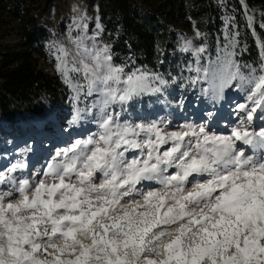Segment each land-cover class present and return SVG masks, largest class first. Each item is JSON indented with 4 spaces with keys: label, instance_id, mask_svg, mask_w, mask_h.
I'll list each match as a JSON object with an SVG mask.
<instances>
[{
    "label": "snow or ice",
    "instance_id": "6c2138e0",
    "mask_svg": "<svg viewBox=\"0 0 264 264\" xmlns=\"http://www.w3.org/2000/svg\"><path fill=\"white\" fill-rule=\"evenodd\" d=\"M74 43L82 59L73 70L83 74L89 94L99 95L102 132L77 141L67 162L51 166V182L33 188L23 181L14 202L5 199L13 193L0 195V264H264V156L246 155L240 146L264 151V127L244 124L257 108L264 112V64L260 75L250 68L245 76L226 46L215 61L197 67V79L208 82L214 98L238 79L237 87L250 86L254 106L238 105L245 115L229 135L204 127L173 133L167 138L173 146L161 155L156 146L167 139L155 125L120 124L106 110L158 92L152 83L166 82L158 74L115 66L109 47H98L95 36L81 35ZM190 47L186 41L182 51ZM203 52L195 49L197 56ZM57 68L67 77L63 60ZM141 132L154 133L156 140H137ZM187 136L195 143L184 145ZM145 145L151 149L145 159L126 162L125 152ZM168 168L176 171L165 175ZM97 172L105 177L99 184L93 182ZM153 180L163 189L136 187ZM134 194L141 200L121 203Z\"/></svg>",
    "mask_w": 264,
    "mask_h": 264
},
{
    "label": "rangeland",
    "instance_id": "374dc122",
    "mask_svg": "<svg viewBox=\"0 0 264 264\" xmlns=\"http://www.w3.org/2000/svg\"><path fill=\"white\" fill-rule=\"evenodd\" d=\"M216 1L227 13L224 41L211 49L200 43V34L197 31L184 30L179 35L178 43L180 52L187 54L185 57L188 63L184 75L179 79L170 80L163 73L149 68H126L115 60L110 50L113 64L124 67L125 72L140 70L158 74L166 83L162 85L158 81L152 83L151 86L159 87L160 91L145 92L123 106L113 104L108 108L107 114L118 118L120 124L143 125L146 128L155 125L166 139L173 133L188 132L192 129L199 131L201 127L206 128L209 134L229 135L233 128L241 125L245 113L238 105L254 106L248 100L250 86L237 87L240 83L237 79L223 89L221 97L214 98L208 82L202 78L197 79L198 76L202 77V74L196 69L206 66L209 60L215 61L218 53L227 46L229 51L234 52L233 59L245 76L249 74L250 68H255L256 74L260 75L261 65L264 64V40L255 26L264 29V8L250 6L246 0H240L243 7L242 22H245L241 28L236 16L238 11L230 0ZM37 13L43 14L44 23L51 25L55 30L54 36L46 43L52 59L49 62L41 61V68L57 76L63 95L57 102L44 99L35 101L33 106L24 104L22 110L25 119L19 120L17 124L19 127L11 128L4 124L0 129V195L13 193L12 197L5 195L6 200L13 199V202L20 199L15 189L23 181L27 180L33 188L42 180L51 182L52 176L46 173L51 166L68 161L73 155L71 149L77 141L97 139L102 132L100 125L105 115L87 116V113L94 109L93 104H98L99 95L89 94L83 74L73 70L79 66L82 59L74 43L77 37L95 36L98 47L108 46L107 41L103 39L104 27L100 21L99 0H53L45 12L40 9ZM81 25L84 27L81 28ZM248 30L252 31L260 48L258 59L255 61L239 59L240 50L246 48L241 42L242 38L246 39ZM20 41V23L16 20L7 23L6 28L0 33V52L5 50L6 46H17ZM186 41L191 42V47L188 51H182ZM86 44L89 48L92 47L90 40L86 41ZM197 48H204L205 52L197 56L195 54ZM250 55L254 56V53ZM62 60L66 63L67 77L57 68ZM261 116H264V112L257 108L252 121H245V126L249 130L259 131L264 127ZM48 123L51 124L50 127L47 126ZM149 135L152 140H156L154 133L145 132H141L136 139L143 142ZM190 139L193 144L195 143L194 137L187 136L184 138V145H187ZM173 143L171 139H167L166 143L156 146V151L162 155L173 146ZM237 143L240 145L239 141ZM59 144L65 149L58 152L56 147ZM240 146L244 148L246 155L264 156V151L253 152L250 146ZM150 150L146 145L142 149H130L124 153L126 162L135 158L143 160ZM181 150L186 148L182 146ZM33 155L39 156V159H33ZM175 171V168H168L164 174L171 175ZM104 179V175L97 172L93 182L99 184ZM136 187L144 192L163 189V185L155 180L142 181ZM132 200H141V197L134 194L132 197H125L121 203L127 205Z\"/></svg>",
    "mask_w": 264,
    "mask_h": 264
},
{
    "label": "trees",
    "instance_id": "16d2710c",
    "mask_svg": "<svg viewBox=\"0 0 264 264\" xmlns=\"http://www.w3.org/2000/svg\"><path fill=\"white\" fill-rule=\"evenodd\" d=\"M53 0H0V33L6 24L18 21L21 41L0 52V129L4 124L18 128L25 119L23 105L50 99L57 102L63 89L57 76L41 68L52 56L46 43L55 30L44 23L43 14ZM264 8V0H246ZM238 11L241 28L243 7L230 0ZM100 21L115 60L126 68L143 67L159 71L168 79L181 78L187 68V54L179 50L184 30L200 34V43L213 49L224 41L226 11L216 0H99ZM264 40V29L255 26ZM241 31V30H240ZM241 42L242 61L257 60L260 48L251 30ZM254 53V56L250 54Z\"/></svg>",
    "mask_w": 264,
    "mask_h": 264
},
{
    "label": "bare ground",
    "instance_id": "6f19581e",
    "mask_svg": "<svg viewBox=\"0 0 264 264\" xmlns=\"http://www.w3.org/2000/svg\"><path fill=\"white\" fill-rule=\"evenodd\" d=\"M227 92H228V90H226V94H227ZM241 100V99H240ZM239 100V101H240ZM238 101V102H239ZM93 107H94V109L93 110H91V111H89L88 113H87V116H92V115H95V114H97L98 116H103L104 115V113H102L101 112V105L99 104V101H98V104L96 105V104H93ZM108 110V109H107ZM107 110H106V112H107ZM41 122V120H39L38 121V123H40ZM47 126L48 127H50L51 126V124L50 123H48L47 124ZM38 132H40L41 133V131L39 130ZM44 143V142H43ZM45 144V143H44ZM43 145V144H42ZM41 145V146H42ZM56 148H58L57 150H58V152L60 151V150H62V149H65V147H63V145L62 144H59V146H57ZM61 148V149H60ZM34 156V158L33 159H39V156L37 157L36 155H33ZM41 157V156H40Z\"/></svg>",
    "mask_w": 264,
    "mask_h": 264
}]
</instances>
